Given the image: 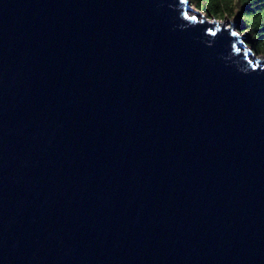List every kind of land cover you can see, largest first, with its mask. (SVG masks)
<instances>
[{
    "label": "water",
    "instance_id": "95a60500",
    "mask_svg": "<svg viewBox=\"0 0 264 264\" xmlns=\"http://www.w3.org/2000/svg\"><path fill=\"white\" fill-rule=\"evenodd\" d=\"M192 6L0 0V264H264V57Z\"/></svg>",
    "mask_w": 264,
    "mask_h": 264
},
{
    "label": "trees",
    "instance_id": "16d2710c",
    "mask_svg": "<svg viewBox=\"0 0 264 264\" xmlns=\"http://www.w3.org/2000/svg\"><path fill=\"white\" fill-rule=\"evenodd\" d=\"M209 18H235L241 34L258 55H264V0H191Z\"/></svg>",
    "mask_w": 264,
    "mask_h": 264
},
{
    "label": "rangeland",
    "instance_id": "374dc122",
    "mask_svg": "<svg viewBox=\"0 0 264 264\" xmlns=\"http://www.w3.org/2000/svg\"><path fill=\"white\" fill-rule=\"evenodd\" d=\"M192 8H193L192 10H195L194 7H192ZM230 20L236 21L235 18H231V19H226V20H224V22H225L227 25H230ZM220 21H223V20H220ZM236 22H237V21H236ZM243 34H244V33H243Z\"/></svg>",
    "mask_w": 264,
    "mask_h": 264
},
{
    "label": "bare ground",
    "instance_id": "6f19581e",
    "mask_svg": "<svg viewBox=\"0 0 264 264\" xmlns=\"http://www.w3.org/2000/svg\"><path fill=\"white\" fill-rule=\"evenodd\" d=\"M193 12H194V10H191V13H193ZM258 57L263 58L264 56L263 55H258Z\"/></svg>",
    "mask_w": 264,
    "mask_h": 264
},
{
    "label": "snow or ice",
    "instance_id": "6c2138e0",
    "mask_svg": "<svg viewBox=\"0 0 264 264\" xmlns=\"http://www.w3.org/2000/svg\"><path fill=\"white\" fill-rule=\"evenodd\" d=\"M192 19H195V17H192ZM233 35H236L235 33H233Z\"/></svg>",
    "mask_w": 264,
    "mask_h": 264
}]
</instances>
